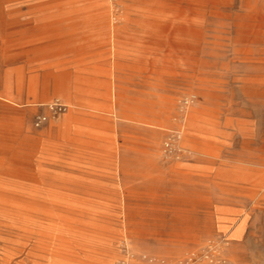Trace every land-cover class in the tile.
<instances>
[{
	"label": "rangeland",
	"instance_id": "374dc122",
	"mask_svg": "<svg viewBox=\"0 0 264 264\" xmlns=\"http://www.w3.org/2000/svg\"><path fill=\"white\" fill-rule=\"evenodd\" d=\"M12 1L0 264H264V0Z\"/></svg>",
	"mask_w": 264,
	"mask_h": 264
},
{
	"label": "crops",
	"instance_id": "0c3cea01",
	"mask_svg": "<svg viewBox=\"0 0 264 264\" xmlns=\"http://www.w3.org/2000/svg\"><path fill=\"white\" fill-rule=\"evenodd\" d=\"M11 4H14L12 0H0V25L7 26V31L3 36L0 37V40H8L12 38L15 36L16 31L19 30L18 21H16L15 18L6 17L4 12L5 8ZM44 23H46V21H44ZM149 62V60L141 59L136 55H119L113 59L112 65L109 67V80L116 78L118 70H130L138 73L140 77H146L152 74L153 77L161 81L162 77L164 76L163 70H161L160 67L156 66L155 64H150ZM187 75L189 74H186V76ZM109 85L108 89H116V86H112L111 83ZM33 102L38 101L34 100Z\"/></svg>",
	"mask_w": 264,
	"mask_h": 264
},
{
	"label": "bare ground",
	"instance_id": "6f19581e",
	"mask_svg": "<svg viewBox=\"0 0 264 264\" xmlns=\"http://www.w3.org/2000/svg\"><path fill=\"white\" fill-rule=\"evenodd\" d=\"M256 206V205H255Z\"/></svg>",
	"mask_w": 264,
	"mask_h": 264
}]
</instances>
